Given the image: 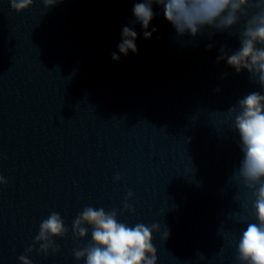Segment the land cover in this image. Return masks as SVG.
<instances>
[{"label": "water", "instance_id": "95a60500", "mask_svg": "<svg viewBox=\"0 0 264 264\" xmlns=\"http://www.w3.org/2000/svg\"><path fill=\"white\" fill-rule=\"evenodd\" d=\"M137 2L33 0L18 13L0 0V264H85L73 250L92 229L80 239L72 225L89 206L158 223L157 264H239L255 197L231 178L243 154L228 111L264 89L217 57L239 48L243 22L179 36L153 4L145 39ZM124 26L138 53L114 61ZM52 212L68 232L43 254L34 240Z\"/></svg>", "mask_w": 264, "mask_h": 264}, {"label": "clouds", "instance_id": "9594fccd", "mask_svg": "<svg viewBox=\"0 0 264 264\" xmlns=\"http://www.w3.org/2000/svg\"><path fill=\"white\" fill-rule=\"evenodd\" d=\"M42 2L45 8H50L62 0ZM9 3L19 13L32 6L33 0H9ZM153 4L163 7L165 19L179 36L187 34L195 38L208 28L218 32L230 31L242 21V29L235 34L239 39V48L232 52L221 48L217 62L226 59L227 65L237 74L246 70L264 89V0H142L134 4V19L130 24L139 23L145 39H151L153 32L157 31L155 28L148 31L155 16ZM137 39L138 33L134 28L124 26L117 45L119 54L113 52L112 59L119 61L121 55L127 56L129 52L137 54ZM228 112L233 114L232 127L239 135V148L243 154L231 178L242 182L255 197L256 222L246 224L238 240L237 259L239 264H264V93H248ZM119 179L117 176L116 180ZM7 183L0 176V185ZM132 195L129 192L127 199H131ZM124 208L132 210L127 203ZM86 226L92 229L91 242L73 250L76 260L83 259L85 264H157V250L152 241L153 233L160 232L158 223L129 225L118 220L116 210L105 211L103 207L89 206L73 221V236L80 239L87 237ZM67 232L61 215L52 212L40 223L34 244H39V251L43 254L56 252L59 249L53 238L63 237ZM163 238H168L167 231ZM33 250L34 247H29L26 252ZM19 260L21 264H32L27 255H21Z\"/></svg>", "mask_w": 264, "mask_h": 264}]
</instances>
